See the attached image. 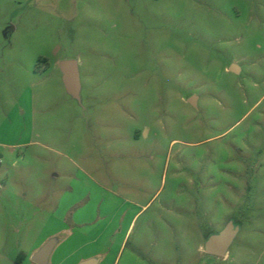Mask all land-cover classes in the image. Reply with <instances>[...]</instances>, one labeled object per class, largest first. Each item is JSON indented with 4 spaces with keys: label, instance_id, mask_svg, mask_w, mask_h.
<instances>
[{
    "label": "rangeland",
    "instance_id": "rangeland-1",
    "mask_svg": "<svg viewBox=\"0 0 264 264\" xmlns=\"http://www.w3.org/2000/svg\"><path fill=\"white\" fill-rule=\"evenodd\" d=\"M0 185V264H264V0H0Z\"/></svg>",
    "mask_w": 264,
    "mask_h": 264
},
{
    "label": "crops",
    "instance_id": "crops-1",
    "mask_svg": "<svg viewBox=\"0 0 264 264\" xmlns=\"http://www.w3.org/2000/svg\"><path fill=\"white\" fill-rule=\"evenodd\" d=\"M66 230V225H63L62 228L45 235L43 239H36L32 248L28 250L16 246L11 258L15 264H84L86 262L101 264L98 254L81 253L85 244H78L77 240L72 242L76 235L73 232L65 233ZM52 240H54L52 248L47 253L42 252L44 246ZM19 255L20 260H17Z\"/></svg>",
    "mask_w": 264,
    "mask_h": 264
},
{
    "label": "water",
    "instance_id": "water-1",
    "mask_svg": "<svg viewBox=\"0 0 264 264\" xmlns=\"http://www.w3.org/2000/svg\"><path fill=\"white\" fill-rule=\"evenodd\" d=\"M235 68V66H233ZM61 69L63 72V80L68 91L76 96H80L81 84L80 75L78 70V63L76 60H65L61 62ZM191 103H195V97L190 98ZM236 236V231L233 229L232 224H228L219 234L212 235L208 238L205 249L206 252L217 255L225 256L232 245L234 238ZM54 240L48 242L42 252L47 253L53 246ZM84 264H92V262H86Z\"/></svg>",
    "mask_w": 264,
    "mask_h": 264
},
{
    "label": "trees",
    "instance_id": "trees-1",
    "mask_svg": "<svg viewBox=\"0 0 264 264\" xmlns=\"http://www.w3.org/2000/svg\"><path fill=\"white\" fill-rule=\"evenodd\" d=\"M17 260H20V255L18 256Z\"/></svg>",
    "mask_w": 264,
    "mask_h": 264
}]
</instances>
